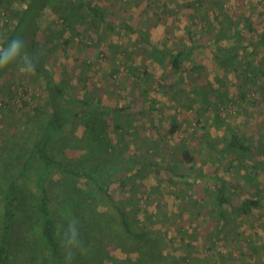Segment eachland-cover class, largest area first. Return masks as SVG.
Returning a JSON list of instances; mask_svg holds the SVG:
<instances>
[{"label":"rangeland","instance_id":"1","mask_svg":"<svg viewBox=\"0 0 264 264\" xmlns=\"http://www.w3.org/2000/svg\"><path fill=\"white\" fill-rule=\"evenodd\" d=\"M90 1L105 9L113 25L75 20L72 31L57 3L43 11L38 36L45 41L50 28H65L49 43L48 63L55 77H66L76 95L126 108L122 115L125 154L127 158L137 157L134 167H151L124 188L113 182L111 194L124 199L128 209L135 204L146 209L141 218L149 217L151 227L162 235L164 253L168 258L176 257L179 264H264V0ZM20 2L15 0L13 5ZM4 5L0 4V34L11 23ZM246 18L257 20V31L233 32V39L224 41L225 45L247 46L239 51L238 65L226 69L219 62L224 45L218 46L214 35L226 27H237ZM28 20H24L21 32ZM121 20L146 29L155 40L165 42L166 48H185L193 40V56L203 66L193 70L191 61H185L183 69L176 71L170 59L159 62L138 32L116 24ZM131 67L139 76L132 74ZM25 69L13 68L0 79V144L10 145L16 138L25 147L35 135L32 116L35 106L43 104L46 91L43 79ZM204 90L212 103L204 100ZM216 103L219 111L214 109ZM41 112H46L44 107ZM109 121L112 125L111 116ZM82 129L81 125L70 127L79 134ZM231 129L244 137L249 147L240 158L235 153L220 156ZM115 136L112 131L116 141ZM184 147L193 160L184 157ZM180 174L186 175L180 180ZM214 175L232 187L234 202L254 197L255 192L263 197L262 205L248 215L235 223H223L221 233L210 211L216 206L211 198ZM31 222L21 216L16 229L21 245L25 243L24 233L30 240L26 239V245L32 242L23 254L28 257L39 255L40 247L38 224ZM249 242L258 250H252ZM109 251L124 256L113 244ZM163 263L158 257L148 264Z\"/></svg>","mask_w":264,"mask_h":264},{"label":"trees","instance_id":"2","mask_svg":"<svg viewBox=\"0 0 264 264\" xmlns=\"http://www.w3.org/2000/svg\"><path fill=\"white\" fill-rule=\"evenodd\" d=\"M14 1L0 0V4L5 2L4 9L9 11L11 19L7 31L0 34V47L9 49V42L19 36L26 47L20 45L17 57L8 66L0 68V79L13 68L26 67L17 60L20 55L32 56L39 52L40 61L34 74L43 79L46 95L43 104L35 106L31 119L36 124L33 125L35 135L26 146L20 145L16 138L10 145L0 144V264H69L61 241L65 232L68 239H76L71 225L73 221L77 222L79 239L85 251L75 249L71 264H148L158 257L165 261L163 264H179L176 257L168 258L164 253L162 235L151 227L149 217L147 220L141 218V212L146 209L140 204L128 209L124 199H116L110 192L113 182L118 181L124 188L151 167V164H145L136 168L133 165L137 157L127 158L125 154L127 139L122 115L126 108L103 103L98 98L76 95L70 90L66 77L62 80L55 77L48 63L49 43L65 28L57 31L49 27L45 41L38 36L43 11L57 3L62 7L64 23H69L72 31L75 20L103 21L110 25L114 22L109 20L104 8L90 0H73L70 5L68 0H21L19 6H14ZM27 18L26 29L21 32ZM243 21L250 31H257L252 19ZM116 24L126 31L138 32L140 40L149 44L153 57L159 62L170 59L176 71L183 69L185 61H191L193 70L203 66L193 56L196 48L193 40L185 48H166L165 42L155 40L146 29L137 28L130 21L121 20ZM187 31L192 39L191 30ZM241 32L240 29L238 34ZM226 36L225 30L219 34L220 40ZM224 51L226 59L222 60V66H235L231 59L237 58L239 46H228ZM3 56L4 52L0 51V58ZM251 63L246 69H251ZM131 70L132 74L139 76L135 67ZM203 92L207 104L212 103L208 92ZM43 107L45 113L41 112ZM214 109L219 111L220 106L216 103ZM76 125L83 126L81 134L70 130ZM174 129L175 126L171 131ZM112 131L116 133V141ZM224 139L220 156L235 153L240 158L242 151L249 150L244 137L235 129H231L230 135ZM70 152L77 155L71 156ZM183 155L189 161L193 160L187 147H184ZM171 170L178 174L173 166ZM184 175L180 174V180ZM212 179L215 186L211 198L216 206L210 211L219 233L223 223L229 220L235 223L239 217L262 205L263 197L259 192H255L254 197L234 202L230 192L232 187L229 188L226 180L217 175ZM21 216L32 219L33 225L38 224L39 255H23L32 242L26 245V239L30 241L27 233H24V245L19 242L16 229ZM111 244L120 248L124 256L112 255L109 251ZM249 246L258 250L253 242H249ZM183 259L186 262L187 257Z\"/></svg>","mask_w":264,"mask_h":264},{"label":"clouds","instance_id":"3","mask_svg":"<svg viewBox=\"0 0 264 264\" xmlns=\"http://www.w3.org/2000/svg\"><path fill=\"white\" fill-rule=\"evenodd\" d=\"M10 48L6 49L4 47H0V51L4 52L3 58H0V68H4L10 64V61L13 58L17 57V52L20 47V45H25V41L21 39L20 37L13 38L10 42ZM25 56H27V59L25 60ZM17 60H20L26 65L25 71L27 73H34L37 65L40 61V53L37 52L32 56H28L25 53L20 55ZM77 222L73 221L71 225L73 226V233L76 237V239H68L67 238V232L64 234V239L61 241L62 247L65 249V259L71 264V261L74 256V250L79 249L81 252L85 251V249L82 246V243L79 239V232L76 227ZM71 245V247H69Z\"/></svg>","mask_w":264,"mask_h":264},{"label":"crops","instance_id":"4","mask_svg":"<svg viewBox=\"0 0 264 264\" xmlns=\"http://www.w3.org/2000/svg\"><path fill=\"white\" fill-rule=\"evenodd\" d=\"M256 21L257 20H254L253 22H254V24H255V28H256V26H257V24H256ZM242 22V23H241ZM238 25H237V27H235V28H229V27H226L224 30L227 32V36L224 38L225 40H223V39H221L220 40V38H219V31L217 32V34H215L214 35V37H215V39H218L219 41V43L217 44L218 46H221V45H224V46H222L221 47V51L223 50L224 51V48H226V47H228V46H239V51L242 49V48H246L247 46L245 45V44H242V43H238L237 45L236 44H232L231 43V45L230 44H224V41H226V40H232L233 39V32H239L240 31V29L241 30H249L246 26H245V22L244 21H241ZM241 25V26H240ZM243 28V29H242ZM253 32H255V31H253ZM239 51H237L236 53H237V58L235 57L234 59H231V61L233 60V62L236 64L235 66H237L238 65V63H239V61L241 60V56H240V54H239ZM225 51H224V53L222 54V56H220L219 57V62H220V64L222 65V60L223 59H226L225 58ZM235 66H227L226 67V69H229V70H231V69H234V67Z\"/></svg>","mask_w":264,"mask_h":264},{"label":"built area","instance_id":"5","mask_svg":"<svg viewBox=\"0 0 264 264\" xmlns=\"http://www.w3.org/2000/svg\"><path fill=\"white\" fill-rule=\"evenodd\" d=\"M3 105V101L0 99V107Z\"/></svg>","mask_w":264,"mask_h":264}]
</instances>
